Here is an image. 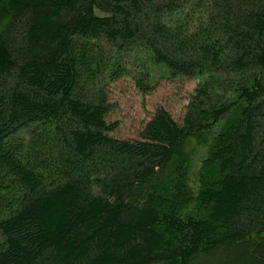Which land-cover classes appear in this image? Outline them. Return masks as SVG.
<instances>
[{"label": "trees", "instance_id": "obj_1", "mask_svg": "<svg viewBox=\"0 0 264 264\" xmlns=\"http://www.w3.org/2000/svg\"><path fill=\"white\" fill-rule=\"evenodd\" d=\"M0 264H264V0H0ZM196 81L113 135L110 93Z\"/></svg>", "mask_w": 264, "mask_h": 264}, {"label": "rangeland", "instance_id": "obj_2", "mask_svg": "<svg viewBox=\"0 0 264 264\" xmlns=\"http://www.w3.org/2000/svg\"><path fill=\"white\" fill-rule=\"evenodd\" d=\"M0 16L3 13L0 11ZM197 86L196 81H163L156 90L142 95L130 82L119 81L110 93L111 112L108 121L116 124L113 135L119 138L137 139L158 109H165L180 123L185 108Z\"/></svg>", "mask_w": 264, "mask_h": 264}]
</instances>
